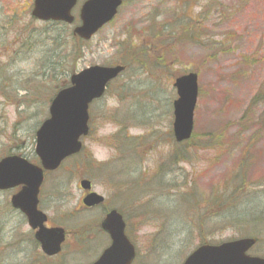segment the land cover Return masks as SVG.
Wrapping results in <instances>:
<instances>
[{
    "label": "rangeland",
    "instance_id": "1",
    "mask_svg": "<svg viewBox=\"0 0 264 264\" xmlns=\"http://www.w3.org/2000/svg\"><path fill=\"white\" fill-rule=\"evenodd\" d=\"M31 8L32 0H0V158L16 154L39 164L35 131L48 117L56 85L70 75L58 74L59 57L46 67L47 38L61 28L49 31L30 16ZM31 29L40 34L33 49L20 45ZM68 42L71 52L79 50ZM78 53L71 58L74 72L95 64L126 69L90 104L81 152L42 183L47 224L68 233L67 264H87L106 245L95 227L103 212L80 207L83 178L126 216L135 264H180L203 240L260 231L251 254L264 256V223L234 222L231 204L259 190L264 200V0H124ZM189 71L197 74L198 97L192 139L179 145L172 137V83ZM178 147L183 160L173 157ZM14 191L0 192V260L46 264L26 244L29 227L9 204ZM19 243L25 252H17Z\"/></svg>",
    "mask_w": 264,
    "mask_h": 264
},
{
    "label": "water",
    "instance_id": "2",
    "mask_svg": "<svg viewBox=\"0 0 264 264\" xmlns=\"http://www.w3.org/2000/svg\"><path fill=\"white\" fill-rule=\"evenodd\" d=\"M76 0H33L31 16L42 21L71 23L70 14ZM121 0H87L80 9L81 24L73 33L89 39L102 25L116 14ZM124 69L121 65H94L74 73L70 85L60 89L49 105V117L36 131L35 153L41 166L33 165L24 158L10 155L0 160V189L22 185L11 197V205L20 209L27 218L35 239L47 255L60 251L64 230L46 228V216L37 209V195L43 179V170H54L60 162L77 153L81 148L79 137L88 131V105L102 96L106 84ZM177 98L173 101V136L177 142L190 138L193 112L197 101V75L188 73L177 77L173 83ZM80 185L88 189L90 183L82 180ZM101 197L90 193L85 205H93ZM111 237V244L93 264H131L135 256L133 244L124 235V222L115 210L110 211L102 223ZM256 240L251 237L222 242L217 245L202 244L193 250L182 264H264V258L247 254Z\"/></svg>",
    "mask_w": 264,
    "mask_h": 264
},
{
    "label": "trees",
    "instance_id": "3",
    "mask_svg": "<svg viewBox=\"0 0 264 264\" xmlns=\"http://www.w3.org/2000/svg\"><path fill=\"white\" fill-rule=\"evenodd\" d=\"M46 26L49 27V31H52V29L56 28L57 26L61 28L57 33H54V34H53V32L50 33V36L47 38L48 43L46 41L42 42V43H45V42L47 43V47L45 49V54L43 56L44 58L46 57V63L48 64V66L46 65V67H48V68L54 67L53 62L51 61L52 58L56 59L57 57H59L60 60L63 59L64 63L63 64L60 63V68H62V69L58 74L63 75V79L66 80L68 78V76L74 72L75 66H73V64L75 62L72 63V59H71L72 55L75 52V58L77 57V55L79 54L78 51L80 50V46L83 42L81 40L73 37L70 34V30L68 29V27L65 24L58 23V22H47V23H45V27ZM43 30H44V32L42 34L44 35V33H46V29L43 28ZM37 32L38 31L32 30V29L27 30V34L24 37V39H21L20 45H23V46L30 48V49H33V47L35 45H36V47H38L39 46L38 44L40 42V40H39L40 34ZM67 39H69L70 42L71 41L77 42V44H78L77 47L79 50H76L75 48H73V51L71 52L70 49L67 48V44H66L68 42ZM70 42H68V43L70 44ZM131 57L133 58L134 56H131ZM132 61L134 62V60H132ZM44 65H45V63L42 64L41 67L43 68V74L44 73L46 74V67ZM62 71H63V73L61 74ZM61 77L62 76H60V78ZM63 82L64 81L61 80L60 83H58L56 86L62 87ZM255 98H257V96ZM179 150H180V147H178L177 150L174 152L173 157L177 158V160H183L184 155ZM233 179H237V177H233ZM262 193H263V190H259L257 192H251L246 196V198H247L246 200L236 201V199H235L233 201V203L231 202V204H233L232 207H235V210H236L235 212L238 214L235 217L233 216L234 222L239 221V224L247 223V222H251V221H253V222L259 221V223L260 222L264 223V200L262 199ZM254 198H256L259 201L258 204L254 205V201H253ZM213 201L216 202V201H219V199L214 198ZM231 204L227 205V210H225L224 213H227L228 210H230L232 208ZM239 207L243 208V210H244L243 213H239L237 211V209ZM255 210H256V212H254ZM262 234H263V232L260 231V232H254L252 235H249V236L256 237L257 242H259L260 240H262V236H263ZM202 243H211V242H208L207 240L206 241L203 240L200 244H202Z\"/></svg>",
    "mask_w": 264,
    "mask_h": 264
},
{
    "label": "flooded vegetation",
    "instance_id": "4",
    "mask_svg": "<svg viewBox=\"0 0 264 264\" xmlns=\"http://www.w3.org/2000/svg\"><path fill=\"white\" fill-rule=\"evenodd\" d=\"M114 175H112V177H113ZM91 182V181H90ZM128 187H129V189H128ZM126 189H124V190H127V191H129L130 189H131V187L130 186H128ZM115 187H113L112 186V190L114 189ZM12 189H15V191L12 193V195L13 194H15V193H17L20 189H21V186H17V187H14V188H12ZM2 191H6V190H0V192H2ZM84 191V194H82V196H81V199H80V202H81V208L82 209H84V210H97L98 212H103L102 213V215L100 216V218H98V220L95 222V227H96V229L98 230V231H100V233H99V237L101 238V239H103V245L105 244V241H106V245L104 246V248L97 254V256H95L94 258H93V260L92 261H90V262H88L87 264H90V263H93L94 261H96L98 258H99V256L101 255V252L110 244V240H109V234H108V232L106 231V230H104L103 229V227H102V223H103V221L105 220V218H106V216L108 215V213L110 212V211H112V210H114V209H116L121 215H122V219H123V221H124V225H125V228H126V233H127V235H128V232H127V229H128V222H127V219H126V216L120 211V209L118 208V207H115V206H108V203H107V201H108V199H107V197H105L104 195H101V194H98L97 192H95L93 189H92V184H91V190H83ZM90 191H94L95 193H97L98 195H100L101 196V200L100 201H98L97 203H94L93 205H90V206H87V205H84L83 204V198L90 192ZM11 195V196H12ZM41 203H42V201H41V199L39 198V202H38V204H39V208H40V205H41ZM41 209V208H40ZM42 210V209H41ZM13 211L16 213V214H19L20 216H22L23 218H24V216L20 213V211L19 210H16V209H13ZM43 211V210H42ZM45 213V212H44ZM46 214V213H45ZM47 216V215H46ZM48 223V216H47V221H46V223H45V225L47 226V227H62V226H58V225H50V224H47ZM63 228V227H62ZM64 229V231H65V239H64V241H63V243H62V245H61V250H60V252L58 253V254H56V255H52V256H49V255H46V254H44V253H42L41 252V250H40V246L38 245V243L35 241V239H34V230H31V229H29V232H28V235H30V236H28L29 238H27L26 240V244L29 242L35 249H37L38 251H39V253H40V255H41V258H43L44 260H46V264H48V263H53L54 262V260H56L57 258H60L59 259V261H60V264H67V252L66 253H64V251L63 250H65V247H66V245H67V235H68V233L66 232V229L65 228H63ZM129 236V235H128ZM79 238H77L76 239V242H75V244L77 243V240H78ZM19 245H20V248L18 249V253H23V252H25V248H24V245L23 244H21V243H19ZM103 245L101 246V247H103ZM17 250V249H16ZM71 251H75L76 252V246L74 245L73 246V249L71 250ZM74 252V253H75ZM14 253V252H13ZM70 254V253H69ZM0 264H4V260H0ZM86 264V263H85Z\"/></svg>",
    "mask_w": 264,
    "mask_h": 264
}]
</instances>
